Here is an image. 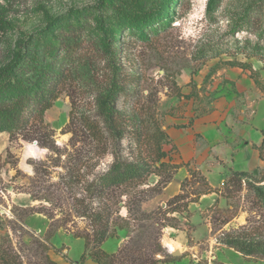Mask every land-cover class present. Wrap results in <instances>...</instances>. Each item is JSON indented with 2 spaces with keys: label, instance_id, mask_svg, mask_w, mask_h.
<instances>
[{
  "label": "rangeland",
  "instance_id": "1",
  "mask_svg": "<svg viewBox=\"0 0 264 264\" xmlns=\"http://www.w3.org/2000/svg\"><path fill=\"white\" fill-rule=\"evenodd\" d=\"M98 1L0 0V68L30 47L54 46L44 32L47 23L69 19L71 10ZM251 2L220 0L208 13L207 0H110L102 16L116 47V69L98 60L90 46L94 35H99L93 15L70 21L82 26L80 35L88 37L78 63L88 64L93 82L85 81L80 72L75 74L44 114V126L32 129L52 150L21 137L10 141L7 133H0V240L5 238L0 246L13 257L14 264L53 261L47 231L40 235L24 228L31 215L44 216L54 234L62 230L91 238L90 220L78 216L85 205L109 206L110 227H124L117 230V238L122 239V246L127 245V251L111 264H136L146 259L158 264H264L260 257L231 255L234 250L219 242L227 234L264 239V212L249 188L264 184V143L259 148L260 140L253 143L251 137L254 131L264 132V63L244 49V40L254 44V36L230 32L237 15ZM148 14L159 22L148 23L144 31L133 27L136 21H147ZM111 68L118 70L126 88L117 109L138 113L148 133L158 127L173 141L169 159L178 168L169 189L159 194L149 196L148 189L160 179L154 174L135 189L116 193L109 189L98 200L88 192L90 183L108 170L113 158L110 154L98 156V145L72 119L71 111L94 115L98 77L103 80L112 73ZM180 140L186 142L180 144ZM136 141V136L126 134L120 142L121 157L146 160L152 167L158 152L156 140L142 137ZM187 161L219 189L234 171L246 172L247 177L240 188H221V196L211 193V198L202 195L198 201L199 184L190 178L185 182L184 202H195H187L186 210L167 213V202L179 192V185L181 193L182 183L189 178V173L182 178L185 169H179ZM167 171L159 173L162 178ZM141 191L145 192L139 194ZM124 206L131 210L130 216ZM169 226L180 231L173 232ZM176 236L184 241H176ZM77 239L70 241L69 256H65L69 264L81 250V238ZM167 241L174 253L165 247ZM168 257L174 258L173 262L163 263ZM85 259L80 257L78 263L84 264Z\"/></svg>",
  "mask_w": 264,
  "mask_h": 264
},
{
  "label": "trees",
  "instance_id": "2",
  "mask_svg": "<svg viewBox=\"0 0 264 264\" xmlns=\"http://www.w3.org/2000/svg\"><path fill=\"white\" fill-rule=\"evenodd\" d=\"M219 4L220 0H207V12H213ZM109 5L110 0H99L90 7L71 10L69 15L67 14L70 16L69 19L50 20L44 32L53 40L54 46H47L43 49L30 47L28 51L16 53L7 64L0 68V133H7L10 141L21 137L24 140L37 141L41 147L52 150L51 146L39 140L37 135L32 133V129L44 126V114L53 106L64 88L68 86V80L73 79L75 74L80 72L78 75L85 81L93 82V75L88 74L90 70L86 67L88 64L78 63L82 57L81 50L86 48L85 42L87 41L85 40L88 37L80 35L84 31L83 27L71 23V20L78 21L83 16L93 15L95 30L99 35H94V39L89 42L90 46L94 48L98 60L113 64L116 69L114 65L116 47L102 16V12ZM146 17H149L147 21H136L132 24L133 27L140 31L148 30V23H156L160 20L151 14ZM0 24H3L1 19ZM230 32L231 34L246 32L248 35L254 36L256 38L254 44L247 38L244 40V49L247 50L248 56L259 58L264 63V0H253L245 7L237 15ZM46 49H48L47 52H45ZM78 65L81 66L79 71L77 70ZM111 70L112 73L105 75L103 80H99L98 77L93 104L94 115L83 113L75 115L74 110L71 111L72 119L76 120L90 140L98 145V156L110 154L113 158L108 170L90 183L88 192L98 200L109 189H112L113 193L122 191L123 188L135 189L144 183L148 176L154 174L160 179L152 188L148 189L151 190L149 196L159 194L172 180L173 173L178 168L169 159L170 153L175 147L171 145L167 133L160 128L156 127L152 133H148L145 120L138 113L130 114L117 109V102L120 96L125 94L126 88L121 82L118 70L113 68ZM126 134L136 136L137 143L142 137L156 140V151L158 152L152 167L146 160L127 161L121 157L120 142ZM262 134L263 139L259 148L264 143V132ZM162 145L163 147L169 146V149L162 148ZM165 169H168L169 173L167 171V175L162 178L159 173ZM188 173L189 178L181 185V193L167 202L169 208L167 213H178L181 209L186 210L187 202L190 200L184 202V198H187L184 195V188L185 182H189L190 178L199 184V188L196 190V201H198L197 199L202 195L211 193L221 196L222 190H228L230 186H234V188L239 186L240 188L242 181L247 177L246 172H233L223 182L222 190H220L221 188H213L198 170L188 168ZM249 188L254 193L260 209L264 212V184L249 185ZM142 192L145 191H141L139 194H143ZM190 202H195V200ZM80 203L82 204L83 201ZM118 203L121 204V201ZM124 207L130 216L131 210L128 206ZM82 208L83 210L78 213V216L87 217L90 220L92 236L90 238L78 234L73 235L84 240L85 251L81 260L84 261L85 257L89 256L98 264L113 263L124 251H127V245L120 247L113 254L106 253L101 247L106 240L117 238V230H123V225L119 224L116 228L110 227L112 212L109 210L111 209L109 206L104 205L103 208H98V205L96 207L85 205ZM54 232L49 227L45 237L51 239ZM0 241L1 244L4 243L5 238L2 237ZM219 242L240 253L243 257L264 259V239L253 240L227 234ZM48 250L55 254H61V251L52 244L48 245ZM173 260L174 258L168 257V260L163 263H171ZM49 262V264H56L54 261ZM0 264H14L13 257L9 255L8 251L1 249V246ZM136 264L158 263L152 259H146L138 261Z\"/></svg>",
  "mask_w": 264,
  "mask_h": 264
},
{
  "label": "crops",
  "instance_id": "3",
  "mask_svg": "<svg viewBox=\"0 0 264 264\" xmlns=\"http://www.w3.org/2000/svg\"><path fill=\"white\" fill-rule=\"evenodd\" d=\"M167 133V132H166ZM263 131H260V132H256L254 131V134L251 135L252 139L254 140L253 143H256V141L260 140V144L262 142V139H263V135H262ZM168 137L170 140H172L169 136V134L167 133ZM176 138H179V136L176 134ZM186 141L185 140H180V144L181 143H185ZM171 143L173 144V141H171ZM259 144V145H260ZM252 147L253 146H258V145H251ZM177 148V147H176ZM188 168H191L188 161L185 162L179 169L181 168H184L185 171H182L181 172V177L182 178H186L185 176H187V167ZM178 169V170H179ZM196 170V169H195ZM200 172V171H199ZM234 172H237V171H234ZM202 174V173H201ZM203 175V174H202ZM206 180L208 181V183L210 184L209 180L207 179V177L205 175H203ZM174 182V179H172L167 185L166 187L164 188V190H168L169 187L171 186V184ZM224 182V181H223ZM211 185V184H210ZM213 188H217V187H214L213 185H211ZM180 193V185H179V192L177 194ZM175 194V195H177ZM174 195V196H175ZM213 194H210V195H205V196H202L204 198H211ZM172 196V197H174ZM171 197V198H172ZM24 228L28 231H35L36 233L42 235L44 234L46 231H47V228H48V222H47V219L40 215V214H34V215H31L29 217H27L24 221ZM171 231L173 232H179L180 230H177L173 227H168ZM178 237L179 240H176V241H181L184 239L180 236H176ZM73 236L71 234H69L68 232L66 231H57L50 239V243L55 246L56 248H59L61 249V254H55V253H52L51 255V258L52 260L56 263V264H69L67 263V261L65 260V256H69L68 252H69V248H70V241L73 240ZM181 239V240H180ZM186 239V238H185ZM79 240V238L77 239ZM82 240V241H80ZM79 240V243H80V247H81V250L79 251L78 253V256L76 258H71L72 259V264H79L78 261L80 259V257L84 254V240L83 239H80ZM172 243H175L174 241L175 240H171ZM168 242V241H167ZM170 243V242H169ZM123 244V241L121 238H112V239H108L106 240L105 242H103L102 244V250H104L106 253L108 254H113V253H116L118 251V249L122 246ZM172 245V244H171ZM173 247V246H172ZM167 248V247H166ZM174 248V247H173ZM232 250V249H230ZM230 250L228 251L230 253ZM233 251V250H232ZM171 253H174L171 252ZM180 253V252H179ZM234 254L235 256H238L241 254L238 253V252H231V255ZM233 255V256H234ZM179 256V255H178ZM237 258V257H235ZM84 264H97L95 262L92 261V259H90L89 256H86V259H85V262ZM223 264H227V263H223Z\"/></svg>",
  "mask_w": 264,
  "mask_h": 264
},
{
  "label": "bare ground",
  "instance_id": "4",
  "mask_svg": "<svg viewBox=\"0 0 264 264\" xmlns=\"http://www.w3.org/2000/svg\"><path fill=\"white\" fill-rule=\"evenodd\" d=\"M31 151H32V149L29 148V153H30V155L33 156V152H31ZM164 245H165V247H167V249H168L169 251H174V248L172 247V245H171L169 242H165ZM170 253H171V252H170Z\"/></svg>",
  "mask_w": 264,
  "mask_h": 264
},
{
  "label": "water",
  "instance_id": "5",
  "mask_svg": "<svg viewBox=\"0 0 264 264\" xmlns=\"http://www.w3.org/2000/svg\"><path fill=\"white\" fill-rule=\"evenodd\" d=\"M176 255L178 256V255H180V253L179 252H176Z\"/></svg>",
  "mask_w": 264,
  "mask_h": 264
}]
</instances>
